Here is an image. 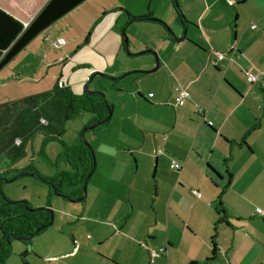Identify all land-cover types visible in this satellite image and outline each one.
<instances>
[{"label": "crops", "instance_id": "obj_1", "mask_svg": "<svg viewBox=\"0 0 264 264\" xmlns=\"http://www.w3.org/2000/svg\"><path fill=\"white\" fill-rule=\"evenodd\" d=\"M179 2L186 21L159 16L150 3L137 12L129 2L113 16L118 3L102 9L87 0L77 7L87 11L85 28L68 21L75 9L12 61L31 52L27 66L48 71L52 42L60 40L55 63L68 74L58 83L77 96L90 83L112 105L98 139L106 146L88 180L91 196L54 215L20 264H151V252L161 249L153 264H264V0ZM110 8L104 31L99 22ZM125 12L162 19L181 41L161 24L133 22L125 29L131 55L151 54L128 56L117 20ZM74 25L78 34L68 38ZM156 57V71L134 73L153 71ZM96 73L108 79L90 80Z\"/></svg>", "mask_w": 264, "mask_h": 264}, {"label": "trees", "instance_id": "obj_2", "mask_svg": "<svg viewBox=\"0 0 264 264\" xmlns=\"http://www.w3.org/2000/svg\"><path fill=\"white\" fill-rule=\"evenodd\" d=\"M86 1L0 0V71L39 35ZM175 9L180 16L176 7ZM125 14L128 23L147 22L152 18L150 13L140 17L132 16L128 12ZM161 25L167 29L164 23ZM110 81L114 85L118 79ZM108 110L112 112V105L103 92L94 91L92 94L77 96L59 83L49 93L0 105V154L11 160V168L24 158L26 145L34 133L45 127L47 134L44 136L43 145L60 142L62 151L57 161L68 165L71 171H62L54 177H43L33 168L17 173L36 174L57 194L66 196V199H80L84 196V182L93 169L92 149L82 141L68 147L61 142V135L66 122L79 113L94 115L91 126L107 119ZM106 124L108 123L104 125ZM25 126L32 128L22 136L20 133ZM6 170L8 168L0 161V186L7 174ZM50 208V204L45 208L34 209L28 202L5 201L0 192V264H6L11 257L13 239L28 247V250L20 255L22 262L26 263L27 254L32 251V240L49 228L52 220Z\"/></svg>", "mask_w": 264, "mask_h": 264}, {"label": "rangeland", "instance_id": "obj_3", "mask_svg": "<svg viewBox=\"0 0 264 264\" xmlns=\"http://www.w3.org/2000/svg\"><path fill=\"white\" fill-rule=\"evenodd\" d=\"M93 2L97 3L96 1ZM99 2L102 6V9H105L107 7H113L111 6L113 3L116 4L118 3L117 4L118 6L113 9L114 10L113 16L119 12V9H121L122 6L124 7V5H128L129 2H134L136 4L133 9L134 11L137 12L146 9V7L150 3L152 9H154V11L158 13V15L161 17H166L170 14L176 15L177 13L175 7L177 2L178 8L177 7L176 8L178 9L179 13L182 15L179 0L176 1L175 0H99ZM110 10L111 8L106 11V13L104 14V18H102L99 22V27L102 26V29L104 31H107L112 24V20H113L112 14L107 13ZM86 12L87 11L84 7L76 8V11L74 12V14L71 15L68 21L70 23L72 22L71 24L82 23L83 28H85L86 25L88 24V19H89ZM129 13L131 14V12ZM75 15H78V18H74ZM121 18L122 20L119 22L120 29L118 30V34L119 36L120 35L123 36V44L125 45V43L128 42V36L125 33V29L126 26L130 24V22L128 23L127 17L117 16V20H120ZM156 19L160 20L162 23H165V21H163L160 18H156ZM184 19H185L184 21H186L185 17ZM64 24L65 23H63V25ZM63 25L60 26L61 30H58L60 33L62 30L66 29V28H62ZM75 27L76 26L74 25L73 29L71 30L69 29L70 31L66 33L68 38L73 37L75 33L76 35L78 34L77 31L74 32ZM46 35H48V33L44 35L41 34L40 36L41 39L39 41L40 44L42 43L43 37ZM61 35H64V32H62ZM84 40L85 39L82 40V45L87 46ZM127 49H128V43H127ZM57 50L55 51V53L47 52L50 59L48 62L53 63V65L48 71L44 68L41 70L38 67L34 68V66L32 67L27 66L28 61L31 60L29 58L32 55L31 52L21 55L14 62H10L7 66H5L0 71V105L9 104L18 100L28 99L30 97L46 94L53 91L60 79L61 74L62 73L65 75L68 74V69L67 68L64 69V64L55 63L56 59H58V56L60 57L61 55ZM125 52L126 54L127 53L131 54L129 49ZM79 60L80 61L84 60V56L82 54L79 55L78 60L76 61ZM77 66L80 69L82 67L81 64H77ZM76 72H79V70L75 69V73L71 71L70 74L72 77L71 81H74L77 78ZM92 78L93 76L90 78V80ZM81 91H83L84 93L85 88ZM103 94L106 96L105 92H103ZM93 118H94L93 114L81 112L73 119L67 121L64 126L63 134L61 135V142L65 143L68 147H72L80 141H82L83 143L84 142L87 143L92 149V152L95 157V162L97 165V157H98L97 151L100 152L102 148L106 145H103V143L98 140L103 137L104 125L97 127L94 130H87V128L90 127L89 123ZM46 134H47V130L45 127H42L37 132H35L30 140L31 141L30 144H28L27 146L25 157L22 158L17 163H15L11 168H9L11 160L8 157L0 154V161L4 163L5 167L8 168V170H6L7 174H5V179L10 180L17 177L14 182L11 183L3 182L0 189H1V194L3 195V200L5 201L6 200L11 202L25 201L30 203V205L34 209L45 208L47 204H50L51 206L50 209L53 211V214L55 215V218L57 220L60 216L59 212L67 211L66 208L70 207L69 204L73 202H70L67 199L57 196L55 194L54 189L51 188L46 183H44L42 180L33 177L31 175L19 177L17 173L21 170L33 168L43 177H54L55 175H57L62 171H71L68 165L57 161V158L60 152L62 151V146L60 142H53L47 145H43L44 136ZM131 162L132 164H134V160L132 158H131ZM24 173L33 174L30 172H24ZM170 173L173 174L172 172ZM148 183L153 184L152 176H149ZM87 195L91 196V187H89V183L87 184ZM11 249H12V254L11 257L6 262V264H14V263L20 264L19 255L20 253L26 252L28 250V247L25 246V244L22 243L21 241L13 239L11 241ZM158 252L160 256L161 255L160 250H158Z\"/></svg>", "mask_w": 264, "mask_h": 264}, {"label": "water", "instance_id": "obj_4", "mask_svg": "<svg viewBox=\"0 0 264 264\" xmlns=\"http://www.w3.org/2000/svg\"><path fill=\"white\" fill-rule=\"evenodd\" d=\"M175 1H176V0H175ZM176 7L178 8V4H177V2H176ZM177 10H178V9H177ZM180 15H181V14H180ZM181 17H182L183 20H185L184 17H183L182 15H181ZM148 21H150V22H154V23H158V24H162V22H161L160 20H157V19H155V18L148 19ZM167 32H168V34H169L170 36L174 37V39H175L176 41H181V40H179V39H177V38L175 37L174 33H173L169 28H167ZM123 49H124V51H127V50H128V49H127V42L125 43ZM145 54H151V51L141 52V53L136 54V55H134V56H132L131 54L127 53L128 56L135 57V58H136V57L143 56V55H145ZM155 64H156V67H155L154 70L151 71V72H147V71H135L134 73H136V72L152 73V72L156 71V70L158 69V67H159V60L157 59V57L155 58ZM97 75H98V76H101V77L104 78V79H108V77L104 76V75L101 74V73H96V74H94L93 77H95V76H97ZM127 75H128V74H125V75H123V76H122L121 78H119V79H123V78H125ZM91 80H92V79H91ZM89 84H90V83H88V84L86 85L85 93H87V94H92V93H94V91L91 90V89H89ZM108 112H109V115H108V118H107V119H105V120L102 121V122H97V123L92 124L90 127L87 128V130H94V129H96L97 127H100V126L104 125L105 123H108V122L111 120V117H112V113H111V111L108 110ZM84 144L90 148V146H89L87 143L84 142ZM90 149H91V148H90ZM92 157H93V161H94L93 169H92V171L88 174V176H87V178H86V180H85V182H84V186H83L84 196H83L82 198H80V199H77V200L67 199L68 201L73 202V203H76V202H81V201H83V200L86 198V196H87V184H88V180H89L90 177L93 175V173H94V171H95V168H96V162H95V157H94L93 152H92ZM18 175H19V177H21V176H26V175H31V176L36 177V178L39 179L38 175H36V174H26V173H21V174H18ZM16 178H17V177H15V178H13V179H10V180L3 179L2 181H3V182L11 183V182H14V181L16 180ZM0 187H1V186H0ZM0 192H1V189H0ZM55 194H56L57 196H59V197H62V198H65V199L67 198V197L64 196V195L57 194L56 192H55ZM23 202H25V201H23ZM51 212H52V220H51V222L49 223V226H51V225L53 224V221H54V214H53V211H51Z\"/></svg>", "mask_w": 264, "mask_h": 264}, {"label": "built area", "instance_id": "obj_5", "mask_svg": "<svg viewBox=\"0 0 264 264\" xmlns=\"http://www.w3.org/2000/svg\"><path fill=\"white\" fill-rule=\"evenodd\" d=\"M256 27H257L256 25H252L251 26V29H256ZM45 41L48 42V41H50V39L49 38H46ZM60 46H61V41L60 40H54L52 42V48L53 49H58V48H60ZM235 52L236 51H233L231 53V58H232V56L234 57ZM220 57H222V56H220ZM247 81H248V83L253 84V83H256L258 81V78L255 75H253L250 72H248L247 73ZM61 85L62 84H60V86ZM181 96L182 97H188V94L184 92V93L181 94ZM198 113L200 115H202L203 114V111L202 110H199ZM159 153H161V151H159ZM170 169L174 173H179L181 171V169H182V166H181V164L173 161L170 164ZM192 193L195 196L199 195L196 191H193ZM160 253L161 254H164V253H166V250L165 249H161L160 250ZM158 256H159V252L158 253L157 252H154V251L151 252V254H150V257H151L150 262H151V264H153L155 262V260L157 259Z\"/></svg>", "mask_w": 264, "mask_h": 264}]
</instances>
